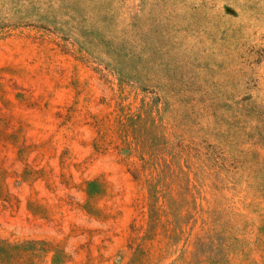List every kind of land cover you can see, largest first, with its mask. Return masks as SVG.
I'll return each mask as SVG.
<instances>
[{
	"label": "rangeland",
	"instance_id": "rangeland-1",
	"mask_svg": "<svg viewBox=\"0 0 264 264\" xmlns=\"http://www.w3.org/2000/svg\"><path fill=\"white\" fill-rule=\"evenodd\" d=\"M0 264H264V0H0Z\"/></svg>",
	"mask_w": 264,
	"mask_h": 264
}]
</instances>
